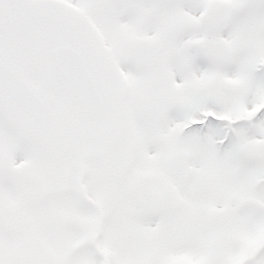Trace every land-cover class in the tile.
Here are the masks:
<instances>
[{"label":"snow or ice","instance_id":"6c2138e0","mask_svg":"<svg viewBox=\"0 0 264 264\" xmlns=\"http://www.w3.org/2000/svg\"><path fill=\"white\" fill-rule=\"evenodd\" d=\"M0 264H264V0H0Z\"/></svg>","mask_w":264,"mask_h":264}]
</instances>
